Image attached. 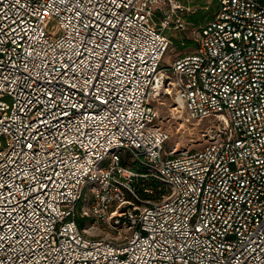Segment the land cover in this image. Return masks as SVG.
<instances>
[{
    "label": "built area",
    "instance_id": "obj_1",
    "mask_svg": "<svg viewBox=\"0 0 264 264\" xmlns=\"http://www.w3.org/2000/svg\"><path fill=\"white\" fill-rule=\"evenodd\" d=\"M184 10L0 0V264H264V0L164 64ZM166 99L198 149L165 150Z\"/></svg>",
    "mask_w": 264,
    "mask_h": 264
},
{
    "label": "rangeland",
    "instance_id": "obj_2",
    "mask_svg": "<svg viewBox=\"0 0 264 264\" xmlns=\"http://www.w3.org/2000/svg\"><path fill=\"white\" fill-rule=\"evenodd\" d=\"M183 5L185 28L183 30H165L164 33L169 37L170 47L166 51L163 63L169 65L174 59L191 54L196 47V35L198 29L204 23L199 24L190 23L187 19L190 15L201 13L206 19H209L215 12L217 7V0H174ZM46 25H49L48 31L55 34L57 29L55 24L47 20ZM171 102L166 101L156 107L160 113V124L168 133V141L165 144V150L168 151L174 147L178 151H192L198 149L200 146L196 142L200 139V131L204 129L203 126H197L195 123H184V115L179 118L178 115L171 116L170 114ZM130 161V160H129ZM132 163L129 165V170L133 171ZM83 228L87 234L93 238H107L109 230L105 225L90 228L88 222L85 221Z\"/></svg>",
    "mask_w": 264,
    "mask_h": 264
},
{
    "label": "trees",
    "instance_id": "obj_3",
    "mask_svg": "<svg viewBox=\"0 0 264 264\" xmlns=\"http://www.w3.org/2000/svg\"><path fill=\"white\" fill-rule=\"evenodd\" d=\"M217 6H218V0H217ZM216 10H217V7H216ZM216 10H215V12H216ZM215 12H214V14H215ZM213 14V15H214ZM212 15V16H213ZM211 16V17H212ZM210 17V18H211ZM209 18V19H210ZM190 23H193V24H199V23H201V22H205V21H207L208 19H206L203 15H201V13H196V14H192V15H190L189 17H188V19H187ZM120 164H121V166L123 165V166H129L130 165V161L128 160V158L127 157H125V158H123L121 161H120ZM132 186L135 188V189H137L138 188V181L137 182H133L132 183ZM81 227L83 226L82 225V223H80L79 224Z\"/></svg>",
    "mask_w": 264,
    "mask_h": 264
},
{
    "label": "bare ground",
    "instance_id": "obj_4",
    "mask_svg": "<svg viewBox=\"0 0 264 264\" xmlns=\"http://www.w3.org/2000/svg\"><path fill=\"white\" fill-rule=\"evenodd\" d=\"M178 108V107H177ZM172 111H174V110H172ZM179 112H180V110H179ZM172 113V112H171Z\"/></svg>",
    "mask_w": 264,
    "mask_h": 264
}]
</instances>
